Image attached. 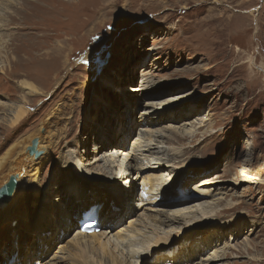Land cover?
Returning a JSON list of instances; mask_svg holds the SVG:
<instances>
[{
    "label": "rangeland",
    "instance_id": "374dc122",
    "mask_svg": "<svg viewBox=\"0 0 264 264\" xmlns=\"http://www.w3.org/2000/svg\"><path fill=\"white\" fill-rule=\"evenodd\" d=\"M5 1L0 111L1 102H19L18 79L41 94L27 96L15 128L0 124V154L43 121L37 137L46 152L38 174L22 176L19 202L0 207V264L17 258L15 242L33 240L40 256L22 249V262L70 264L59 248L101 195L111 216L95 233L110 232L106 241L137 229L108 246L122 264L140 247L136 264H264V0ZM47 57L55 69L48 76L40 72ZM96 145L114 155L112 174L127 179L85 183L71 172L68 156L101 166ZM147 174L152 200L141 190ZM173 209L185 214L172 222L165 212ZM56 228L58 238L40 244ZM156 235L168 240L149 249Z\"/></svg>",
    "mask_w": 264,
    "mask_h": 264
},
{
    "label": "bare ground",
    "instance_id": "6f19581e",
    "mask_svg": "<svg viewBox=\"0 0 264 264\" xmlns=\"http://www.w3.org/2000/svg\"><path fill=\"white\" fill-rule=\"evenodd\" d=\"M6 1L8 2L9 0H6ZM2 5H4V2L3 3L0 2V11H2V9L4 8V7H1ZM4 9H6V7ZM32 23H34V22H32ZM2 27H3L2 24H0V31L2 30ZM2 36H3V34L0 33V57L4 56L5 57L4 59H7L6 55H7L8 50H6V46H5L7 44L4 45V43L1 42V41H3L2 39H4V38H2ZM5 41L6 40H4V42ZM7 42H9V41H7ZM49 53L50 52H48V54ZM2 60H0V71L4 72L3 71L4 63L2 64ZM14 60H15V62L19 61V63L21 61L18 58H15ZM44 60L46 61L43 63V64H45V67L43 69H41L40 72H42L44 75L48 76V72L54 71L55 69L53 70V67L50 63L49 57L44 58ZM65 60H67L66 55H65ZM33 61L36 62L33 58V59H30L28 61V63L30 64ZM37 61H38V58H37ZM16 67H18V66L16 65ZM30 67H31V70H25V71L31 72V71L35 70V69L34 70L32 69V66H30ZM23 68H25L24 65H23ZM55 77H56L55 75H52L53 79ZM17 84L21 89L23 88L25 90L23 92V94L21 95V97L19 98V100H18L19 102H17V103H14V102H11V103L3 102L2 103L1 102V106L3 107L2 111L6 110L8 112L3 114L2 117L0 116V124L7 125L9 129L15 128L27 116V108H26V106L28 105L27 96L41 94L40 89L31 80H28L26 78H21V79H18ZM187 97H188V95H182L178 98V100H179V102L181 101V103H182V102L188 100ZM2 111H0V113ZM45 123H46V121H43L33 133L28 134L19 143H17L19 146L18 149L17 148L15 149V146H14L15 144L12 143L2 152V154H0V187L8 181V179L11 175H14L16 178V185H15L13 192L10 196V204L7 206V208L3 209V211H7V210L10 211L11 207L14 204L19 202L18 195H19L20 190L18 188L21 184L22 176L25 174H29L30 177H34L39 172L38 167L41 165V160L37 161V159H38L39 155L41 156V155L45 154L46 151H44V149H42L41 146L39 147V138L37 136H39V132L42 129H44ZM34 138L38 139L37 149L41 151V153L37 157H35L33 154H30L28 151V146L31 145V142ZM47 146H46V148H47ZM101 149H102V146L98 147V145H96L91 150L92 152L95 153V155H94L95 157H96V154H97V156H99V157H97L96 160H94V163L99 161L101 163V166L96 164L95 167H92V166H90L89 163L87 165H84V163H83V166H82V164H80L81 165L80 166L77 158L74 161V159H73L74 157L72 159L69 158L71 156H68V158L65 161V164H67L68 167L73 168L74 171H71V172H73V174L77 175V177L79 176L80 180L85 182V183H87V182L90 183L92 181H95V182L103 181L105 183L111 182L112 184H115V183L120 182L121 181L120 178H122V177H125V179H127L128 175H126V171L124 173L122 172L120 176H118V174H116V173L112 174V168H111L110 164L113 161H110L109 158L113 157L114 155L111 153L106 154L105 151L101 152L100 151ZM125 157H127L126 153L124 154L122 159H125ZM121 164H122V161L120 162V165ZM144 164L149 165L148 162H147V164L146 163H144ZM125 166H126L127 172H130V170L134 169L132 167V165H130V163H127ZM149 168H151V170H152L151 173H155L156 172L155 170L160 168V162L159 163L157 162L156 165L150 166ZM140 169H142V168H140ZM71 172L69 170V173H71ZM30 173H32V174H30ZM137 174H138V172H137ZM100 175H104V177L99 178ZM150 176H152V175L147 174L144 177L142 176V183H141L142 189L141 190H142V192L145 193L144 196L146 197V199L152 200L154 197H150V196H152V194H150L149 192L151 189H153L154 186H153L152 182L150 181V178H149ZM35 179L37 180L38 177L36 176V178H32V180H34V181H35ZM129 186H130V188H132L133 184L130 182ZM32 188H35V190H37V187L35 185L32 186ZM194 189L198 190L197 187H194ZM198 191L204 192V190H200V189ZM142 192H141V194H142ZM198 194H196V195H198ZM101 197H102L101 201L96 200V201H93V203H91V205H89V206L95 207L93 210L90 211L88 209L89 211L87 210L85 212H87L90 215L96 216L99 220V224L101 223V224L106 225L110 219V216H111V212H110L111 207H109V209H108L106 207L105 203H103L105 201V199H104L105 196L103 197L101 195ZM143 199H145V198H142V197L139 198L140 201H143ZM111 200L112 199L110 198V201ZM195 203H197V202H195ZM195 203H193V204H195ZM3 206H4V204L0 203V207H3ZM186 208H188V207H186ZM173 210H177V211H174V213H172V214H168V212H165V215H167V216L170 215L169 221L173 222L175 220H178V219H180L181 216H183L185 214V212L179 211L181 209H173ZM206 213H207L206 211L202 212L203 215H205ZM82 215H80V217H79L80 221L82 219ZM61 218H62V216H60V219ZM181 219H183V218H181ZM63 220L64 221H62V222H65V224H71V221L66 216H63ZM59 225H61V221H59ZM168 227H170L169 232L173 231L174 229L177 228L175 226H168ZM57 229L58 228H56L55 231H53L54 235L51 232L52 235L50 234L51 235L49 237L50 240L48 239L47 236H45V238H44L45 241L40 240L41 241L40 244L47 245V243L51 242V240H53L54 237H55V239L58 238L57 237L58 235L56 234ZM61 230L63 232L62 228H61ZM136 230L137 229L135 228V226L133 224H131L125 230H122L121 232H118L117 234H114L113 236L112 235L109 236L107 238V240L104 241V239L110 234V232L106 231L107 232L106 233L105 231H102L103 233L102 232L101 233L93 232L90 234H86V233L80 232L79 227H78V229H76V232L74 233V235L69 240H67L64 244H61L59 249H60V251H64V250L67 251V256L69 258V261L71 260L70 264H88L89 258H92L95 260H97V258H98L99 259L98 261L100 264H122L123 263V261H121L122 259L118 258L115 254H113L112 250H110V248L108 246L112 247L114 245V247H117L119 244L123 245L122 242L124 241V233H132V232H135ZM174 235H176V234H174ZM59 236H60V234H59ZM39 237H40V235H38V238ZM167 240H168L167 235L165 237L156 235L155 238L148 240L146 243L148 244L149 249L150 248L156 249L157 247H159L161 242H167ZM33 245H34V247H33ZM125 245L126 244H124V246ZM14 246H12L14 253H17L18 256L16 258V257H14V255H12L5 264H30V263H28V260H29V258L31 259L34 256V254L36 255L39 243H34V240L30 241V242L26 241L23 244V246L19 247V244H17V242H15ZM128 248H129V246H128ZM140 248H137L136 250L131 248L129 250V253H128V250L126 251V254L127 253L129 254V257L125 256V259L128 258L126 261L127 264H136L137 261H134V258L137 259V258L143 256L144 253L138 251ZM22 249H25L29 253V255H28L29 258L24 259L23 262L21 260V255H20L22 252ZM170 252L171 251H168L167 254H171ZM40 254H43V249L40 250ZM38 255H36V256L39 257L40 255L39 256ZM34 262H35V264L39 263L38 259H36ZM200 264H202V263H200Z\"/></svg>",
    "mask_w": 264,
    "mask_h": 264
},
{
    "label": "water",
    "instance_id": "95a60500",
    "mask_svg": "<svg viewBox=\"0 0 264 264\" xmlns=\"http://www.w3.org/2000/svg\"><path fill=\"white\" fill-rule=\"evenodd\" d=\"M37 141L38 139L34 138L31 142V145L28 146L29 153L33 154L35 157H37L41 153V151L37 149ZM15 185L16 178L14 175H11L8 181L0 187V203H7L10 200V196Z\"/></svg>",
    "mask_w": 264,
    "mask_h": 264
}]
</instances>
